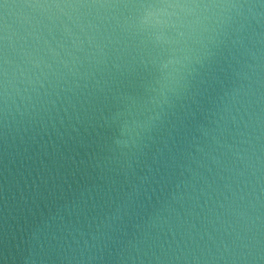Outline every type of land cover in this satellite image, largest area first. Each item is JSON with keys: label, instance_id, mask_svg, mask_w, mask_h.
I'll use <instances>...</instances> for the list:
<instances>
[{"label": "clouds", "instance_id": "clouds-1", "mask_svg": "<svg viewBox=\"0 0 264 264\" xmlns=\"http://www.w3.org/2000/svg\"><path fill=\"white\" fill-rule=\"evenodd\" d=\"M0 264H264V0H0Z\"/></svg>", "mask_w": 264, "mask_h": 264}]
</instances>
